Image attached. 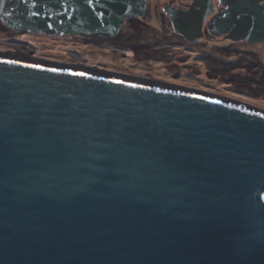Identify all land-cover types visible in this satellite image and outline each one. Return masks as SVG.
Segmentation results:
<instances>
[{"label":"water","instance_id":"obj_1","mask_svg":"<svg viewBox=\"0 0 264 264\" xmlns=\"http://www.w3.org/2000/svg\"><path fill=\"white\" fill-rule=\"evenodd\" d=\"M146 2L0 0V22L114 37ZM0 264H264V111L0 53Z\"/></svg>","mask_w":264,"mask_h":264},{"label":"flooded vegetation","instance_id":"obj_2","mask_svg":"<svg viewBox=\"0 0 264 264\" xmlns=\"http://www.w3.org/2000/svg\"><path fill=\"white\" fill-rule=\"evenodd\" d=\"M262 8L264 0H147L142 16L126 19L114 37L69 38L78 39L87 54L91 52L109 56L127 50L137 55L142 50L146 52L147 58L149 50L170 48L173 52L170 51L171 58L167 60L169 64L186 66V60L198 58L248 56L254 60L255 65L262 66L264 70V42L248 43L237 38V35L246 37L248 32H253L248 29L247 11L254 13L253 22L257 26L262 21ZM23 35L32 36L7 28L0 22V45L6 49L3 52L35 58L32 43L15 38ZM77 59H81L80 67L97 66L87 57ZM119 75L168 84L158 76H138L125 72Z\"/></svg>","mask_w":264,"mask_h":264},{"label":"rangeland","instance_id":"obj_3","mask_svg":"<svg viewBox=\"0 0 264 264\" xmlns=\"http://www.w3.org/2000/svg\"><path fill=\"white\" fill-rule=\"evenodd\" d=\"M15 38L30 41L35 50L33 57L39 60L80 67L81 59L77 57H87L99 70L158 76L171 85L217 95L264 111V70L248 56L198 58L186 60V66H181L167 62L171 58L170 48L149 50L147 58L146 52L142 50L137 55L121 50L108 56L91 52L87 54L78 39L69 37L52 38L32 34ZM4 50L0 45V53H4Z\"/></svg>","mask_w":264,"mask_h":264},{"label":"snow or ice","instance_id":"obj_4","mask_svg":"<svg viewBox=\"0 0 264 264\" xmlns=\"http://www.w3.org/2000/svg\"><path fill=\"white\" fill-rule=\"evenodd\" d=\"M77 75H80V74H77Z\"/></svg>","mask_w":264,"mask_h":264}]
</instances>
